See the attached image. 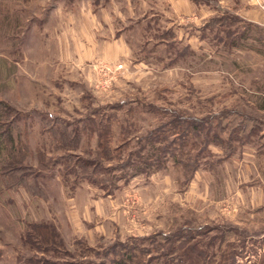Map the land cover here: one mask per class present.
Listing matches in <instances>:
<instances>
[{
    "label": "rangeland",
    "instance_id": "1",
    "mask_svg": "<svg viewBox=\"0 0 264 264\" xmlns=\"http://www.w3.org/2000/svg\"><path fill=\"white\" fill-rule=\"evenodd\" d=\"M165 110L210 128L192 127L184 145ZM0 115L23 154L17 170L0 159V264H112L148 245L140 239L197 227L233 233L208 249L218 260L232 242L236 264H250L252 249V264H264L263 0H0ZM103 117L123 160L110 161L115 183L65 178V162L80 171L85 160L104 176L99 135H85ZM158 128L171 155H188L121 177L140 136ZM75 130L78 149L61 150L55 132L71 140ZM3 144L18 161L7 134ZM186 158L197 162L192 175ZM37 227L48 242L54 229L74 256L31 244Z\"/></svg>",
    "mask_w": 264,
    "mask_h": 264
},
{
    "label": "trees",
    "instance_id": "2",
    "mask_svg": "<svg viewBox=\"0 0 264 264\" xmlns=\"http://www.w3.org/2000/svg\"><path fill=\"white\" fill-rule=\"evenodd\" d=\"M3 108L5 109V114H12V110L6 106L3 105ZM92 110V109H91ZM164 112L170 113V119L165 122L164 125L171 126L173 129H176L175 133L182 135L184 138L185 136H188V134L191 133V129L196 128L200 130H207L210 128V126L207 124L205 126V121H202L200 119L194 118V117H188L187 115H183L180 112H177L175 110H165ZM3 114V113H2ZM3 116V115H2ZM108 118V117H107ZM105 117L101 118L100 121L95 120V118L89 119L88 123H86L85 128V135L90 137L94 130L96 131L97 135H99V145L97 146L98 150L95 152V161H102L107 162L110 166L105 167L104 169V176L100 179L98 178V174L95 169L92 171H89L88 164L93 163L92 161L85 160L84 164L87 166H82L80 171H78L77 168L74 166L69 165L67 162H65V169L68 170L65 173V178H67L68 175L74 174L78 178H89L93 182V184L101 185L102 187H107L106 185L111 186L115 183V179L117 176H114L112 172L116 169V165L111 164L110 161L112 158H117L119 161L123 160L121 159V151H116L114 148H112L110 143L111 138V122L109 119ZM1 119V115H0ZM8 122H4L0 124V159L2 160L4 169L7 168L9 171L17 170L20 167H22L23 159L21 156H23L22 152L15 151L14 147V139L11 136L10 129H7ZM4 128L6 130H4ZM84 129V128H83ZM56 134H59V141H60V148L63 151H72L78 149V144L80 143V137L81 133H77L75 130L73 132L74 136H76L74 139V136L70 139V135H66V132H55ZM8 135V139L10 141L11 150H13V153H16V155H19L18 161L14 160L12 156L4 157L5 152L8 151L9 147L7 144H3V135ZM106 135V136H105ZM174 135V133H173ZM148 138H143L140 136L138 139V143L140 144L139 149L135 151H130L127 154V159L124 164L120 165L119 168L122 172L121 177H129L134 174L139 173H150L152 170L160 169L164 163L168 160L169 156L168 153L170 152V149L165 146V143L168 141L167 136L160 133V129H154L150 132H148ZM110 137V138H109ZM132 139L131 137H128ZM127 138V139H128ZM138 138V136H137ZM208 138V133H207ZM126 139V140H127ZM189 138H185V140L182 142L184 145L188 143ZM107 140L109 143H107ZM208 141V140H206ZM131 141L126 142L130 144ZM147 143V144H145ZM152 145V149L150 148L148 150H145L147 145ZM158 145L157 147L155 145ZM71 145V147L69 146ZM206 151V149H204ZM180 153L174 154L171 152L169 155H171L176 161L179 157L187 156L188 154L183 152L182 150L179 151ZM15 155V157H17ZM180 155V156H179ZM44 158V156H42ZM11 158V159H10ZM186 162L181 161V165L185 167V169L190 170V175L194 172L193 170L198 167L197 162L195 158H186ZM46 162H41L39 165L42 168L49 167L47 166ZM94 164V163H93ZM71 166V167H70ZM131 171V172H130ZM67 180V179H66ZM24 181L22 178H12L11 183H19ZM36 186V183H33ZM224 228V227H222ZM218 231L220 234H216L213 237H210L207 232L203 230L201 227H197L194 230L190 229H183L179 230L177 232L173 233H156L153 237L144 238L140 240L148 241L147 246H138L133 245L129 252L126 254H119L117 259L113 260L112 264H157L154 261L159 260V264H236V260L238 259L239 247L237 248L234 246V243L228 242L227 247L229 248L228 252L221 253L220 260H218V253H208V249L215 246L217 242H219L220 246H224L226 241H229L231 235L230 231H221V227L218 228ZM39 228H34V231L32 234H27V238L31 242V244L35 243L38 246L45 245V247L48 250L53 251H64L65 253L69 254L71 257L74 255H71L68 250H66L65 243L61 236L56 233V231L53 229L49 230V237L50 241H43V238L41 236V233L39 235ZM160 238L162 240H160ZM255 241V240H254ZM262 242H264V238H262ZM46 250V251H48ZM252 252V253H251ZM250 252V258H248L250 264L253 263L252 259H255L258 255V252L256 250L252 249ZM135 253L138 254L135 255ZM81 256L87 257V251H84ZM252 257V259H251ZM154 260V261H153ZM218 260V261H217ZM77 261V260H76ZM263 262V261H262ZM261 262V263H262ZM39 263L37 261L31 262V264ZM45 263L48 264H54L52 261H47ZM44 263V264H45ZM259 263V264H261ZM90 264V262L88 263ZM256 264V262H254Z\"/></svg>",
    "mask_w": 264,
    "mask_h": 264
},
{
    "label": "built area",
    "instance_id": "3",
    "mask_svg": "<svg viewBox=\"0 0 264 264\" xmlns=\"http://www.w3.org/2000/svg\"><path fill=\"white\" fill-rule=\"evenodd\" d=\"M263 2H264V0H263Z\"/></svg>",
    "mask_w": 264,
    "mask_h": 264
}]
</instances>
